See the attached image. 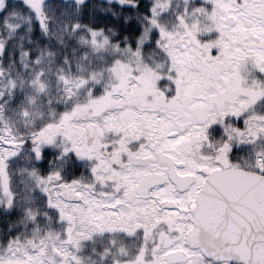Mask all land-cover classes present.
I'll use <instances>...</instances> for the list:
<instances>
[{
	"label": "snow or ice",
	"instance_id": "snow-or-ice-1",
	"mask_svg": "<svg viewBox=\"0 0 264 264\" xmlns=\"http://www.w3.org/2000/svg\"><path fill=\"white\" fill-rule=\"evenodd\" d=\"M0 264H264V0H0Z\"/></svg>",
	"mask_w": 264,
	"mask_h": 264
}]
</instances>
